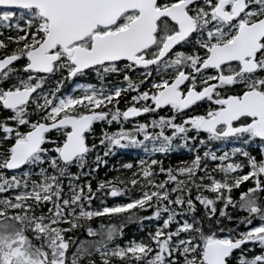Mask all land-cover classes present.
<instances>
[{
  "label": "snow or ice",
  "instance_id": "snow-or-ice-1",
  "mask_svg": "<svg viewBox=\"0 0 264 264\" xmlns=\"http://www.w3.org/2000/svg\"><path fill=\"white\" fill-rule=\"evenodd\" d=\"M95 124L120 127L103 157L147 158L93 189ZM177 149L193 159L154 158ZM0 264H264V0H0Z\"/></svg>",
  "mask_w": 264,
  "mask_h": 264
},
{
  "label": "trees",
  "instance_id": "trees-1",
  "mask_svg": "<svg viewBox=\"0 0 264 264\" xmlns=\"http://www.w3.org/2000/svg\"><path fill=\"white\" fill-rule=\"evenodd\" d=\"M76 80H81L83 82H90V83H96V79L95 76L92 75L90 77H79ZM72 81V82H67L65 83L63 89H62V93L64 94L66 92H68L71 87L73 86L74 82L76 81ZM123 103V104H122ZM124 99L122 98L120 101V108H122V105H124ZM201 110H197V114H199ZM153 118L151 115H143L137 119L134 120H130L129 122L124 124V130L126 131H132L133 130V125L137 124V123H147L150 121V119ZM94 129H95V136H96V144L98 145L97 147V152L100 154V156L102 157V159L107 160V164H101L99 171L94 173L92 176H82L80 178L79 181H77V183L79 184H86L87 181H91L92 183V187L93 189H95L97 187V184L99 181H103V180H113L115 179L117 176H123L124 173L122 171H113V168L115 169H120L121 164L125 163V162H133L136 163L138 162V160L141 157H145V154L143 153L142 149H126V150H117L116 155L114 156H110V157H103V151L104 149L102 147L99 146V138L102 134V130L107 131L109 133L112 132H116L120 130L119 125L117 124H113L111 126L107 125V124H95L94 125ZM149 131H151V128H149ZM138 139H142V137L138 136ZM89 143H92V138H89ZM239 145H234L232 143H214L211 144L210 147L212 149V151L217 152L218 155L223 154L224 151H228L231 152V149L233 147H238ZM252 154L255 155L256 151L252 150ZM95 155L96 152L92 153L89 157V163L91 164L92 161H94L95 159ZM201 155H203V150H201ZM147 158V157H145ZM154 158L157 159H161L163 160L164 166L165 168L171 166L173 168H177L179 166H182V161H191V159H193V153H190L187 149H177L175 151H173L172 153H170L169 155H161V154H157ZM234 159L237 162H240L241 160H243L242 157L240 156H236L234 157ZM208 167H209V171H211L214 167H216L219 164V161L213 162L211 160L207 161ZM94 166V165H93ZM246 170V169H245ZM71 171L73 173L79 172L80 170L77 168H72ZM85 172L88 171V168L85 167L84 169ZM217 179H221L222 178V174L218 173V172H213L212 173ZM130 175V173L128 174ZM163 177H160V179H162ZM65 186L67 185V181L64 182ZM249 182H245L244 185H241V188L246 190L247 186H248ZM85 191H87V189H85ZM239 193H240V189H233V198L234 199H238L239 198ZM195 195V189H193V196ZM206 195L212 196L213 194L211 193H206ZM97 196H102V193H97ZM125 198L123 197H118V198H111V197H107V203L108 205L111 206V204L114 201H119L122 202ZM99 199H96L93 201V207L99 206ZM197 203V207H198V211L200 213H203L204 209L202 206H199L198 202ZM223 205L218 203L217 207H222ZM228 211H232L231 208L228 209ZM149 213H140L141 216L143 215H147ZM101 223H104L105 225H108L109 223H115V224H120L119 220H115V219H109L108 217H103V218H94V220L91 222V226L93 228H98L100 226ZM153 223L155 224V222L153 221H144V230L141 231V225L138 223H130L127 224L126 226H124L123 228V232H124V236H123V240H118L117 243H126L131 239H137L140 235H147V226ZM81 238H83V231H81L80 233Z\"/></svg>",
  "mask_w": 264,
  "mask_h": 264
},
{
  "label": "rangeland",
  "instance_id": "rangeland-1",
  "mask_svg": "<svg viewBox=\"0 0 264 264\" xmlns=\"http://www.w3.org/2000/svg\"><path fill=\"white\" fill-rule=\"evenodd\" d=\"M76 86V84L71 88V90L70 91H68V92H66V93H64V94H71L72 93V89L74 88ZM77 95H79V93H77ZM129 99H130V97H129ZM125 102V101H124ZM123 104V103H122ZM126 107V104H124V105H122V108L121 109H124ZM114 202H118V201H114ZM113 202V203H114ZM112 203V204H113ZM111 204V205H112ZM154 224L153 223H150L147 227V231H149V230H153L154 231ZM143 237H145V235H140L136 240H140L141 238H143ZM127 243V242H126ZM126 243H124V244H126Z\"/></svg>",
  "mask_w": 264,
  "mask_h": 264
},
{
  "label": "flooded vegetation",
  "instance_id": "flooded-vegetation-1",
  "mask_svg": "<svg viewBox=\"0 0 264 264\" xmlns=\"http://www.w3.org/2000/svg\"><path fill=\"white\" fill-rule=\"evenodd\" d=\"M75 83H83L82 81L80 80H77ZM135 119V118H134ZM133 120V119H132Z\"/></svg>",
  "mask_w": 264,
  "mask_h": 264
}]
</instances>
